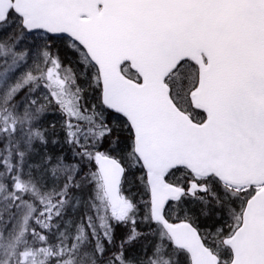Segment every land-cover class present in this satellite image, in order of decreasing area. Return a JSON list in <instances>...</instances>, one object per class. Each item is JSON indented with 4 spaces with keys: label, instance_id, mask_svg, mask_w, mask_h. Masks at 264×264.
<instances>
[{
    "label": "snow or ice",
    "instance_id": "snow-or-ice-1",
    "mask_svg": "<svg viewBox=\"0 0 264 264\" xmlns=\"http://www.w3.org/2000/svg\"><path fill=\"white\" fill-rule=\"evenodd\" d=\"M0 264H264V0H0Z\"/></svg>",
    "mask_w": 264,
    "mask_h": 264
}]
</instances>
